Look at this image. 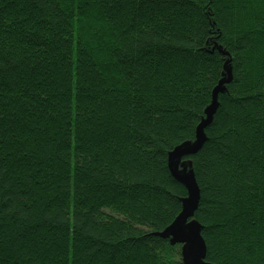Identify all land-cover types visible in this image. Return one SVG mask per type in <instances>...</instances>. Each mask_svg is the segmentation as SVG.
<instances>
[{
	"label": "trees",
	"instance_id": "obj_1",
	"mask_svg": "<svg viewBox=\"0 0 264 264\" xmlns=\"http://www.w3.org/2000/svg\"><path fill=\"white\" fill-rule=\"evenodd\" d=\"M190 160L205 261L264 264V0H0V264H183L157 236Z\"/></svg>",
	"mask_w": 264,
	"mask_h": 264
},
{
	"label": "water",
	"instance_id": "obj_2",
	"mask_svg": "<svg viewBox=\"0 0 264 264\" xmlns=\"http://www.w3.org/2000/svg\"><path fill=\"white\" fill-rule=\"evenodd\" d=\"M224 57L222 79L214 88L211 103L205 110V116L196 128L194 141H187L168 154V168L177 182L187 190V197L181 200V212L174 222L161 233L156 235L170 240L171 244L181 245L183 264H211L205 261L206 247L201 237V225L193 218L199 201V189L194 172L181 161L199 151L205 141L204 130L210 125L218 107L217 95L225 92V85L231 81V67L229 56L220 47L214 46ZM226 59V61H225Z\"/></svg>",
	"mask_w": 264,
	"mask_h": 264
},
{
	"label": "rangeland",
	"instance_id": "obj_3",
	"mask_svg": "<svg viewBox=\"0 0 264 264\" xmlns=\"http://www.w3.org/2000/svg\"><path fill=\"white\" fill-rule=\"evenodd\" d=\"M225 61H226V59H225ZM193 141H194V140H193ZM181 162H182L181 165H186V166L188 167L189 170H192V169H193V168L191 169L192 164H191V161H190V160H187V159L184 160V159H183ZM190 165H191V167H190Z\"/></svg>",
	"mask_w": 264,
	"mask_h": 264
}]
</instances>
